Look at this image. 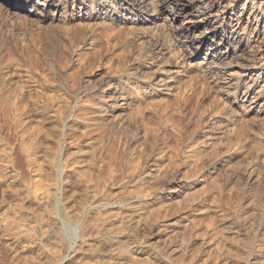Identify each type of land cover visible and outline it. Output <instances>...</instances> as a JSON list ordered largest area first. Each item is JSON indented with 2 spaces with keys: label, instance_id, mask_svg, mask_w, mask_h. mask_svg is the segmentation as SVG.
Segmentation results:
<instances>
[{
  "label": "rangeland",
  "instance_id": "rangeland-1",
  "mask_svg": "<svg viewBox=\"0 0 264 264\" xmlns=\"http://www.w3.org/2000/svg\"><path fill=\"white\" fill-rule=\"evenodd\" d=\"M9 1L19 6L9 7ZM80 7L77 3L51 9L62 14V21L49 23L33 16L40 9L39 0H0V159L9 154L11 161L8 167L0 160V264H111L112 253L121 247L136 248V244L150 245L151 250L115 264H169L162 257L173 244L181 253L175 264H264V143L255 144L264 133V117L240 115L233 100H218L212 84L213 89H199L200 99L194 98L173 113L176 132L162 136L167 129L160 124L161 129L157 126L145 137L131 138L129 126L123 122L135 110L130 105L106 127L90 128L85 135L75 125L78 105L94 99V93L106 86L108 72L143 79L151 63L163 62L165 57L153 62L152 40L129 31L128 25L89 20L85 17L92 13L91 8ZM218 31L221 39L223 30ZM239 41L233 37L224 43L228 61L241 62L252 48L264 56V42L245 46ZM187 72L196 77L198 65ZM174 103L172 100V106ZM211 111L214 113L208 117ZM64 113L63 121L55 116ZM226 117L233 120L228 134L223 133ZM153 122V117L146 120L147 124ZM28 137L38 140V152L45 156L40 160L44 186L51 177L55 180L51 201L36 202L30 192L34 170L21 150ZM85 140L101 144L98 155L87 160L84 171L88 173L67 176L53 172L46 157L60 153L58 159L63 163L74 155H61L62 147ZM221 140L228 149L227 162L210 152L196 176L189 175L191 182H201L192 190L191 199L208 209L195 212L184 207L187 197L178 180L157 192L152 188L153 178L165 164L184 161L197 150L205 154L212 142ZM84 175L95 184L84 183ZM147 178L152 182L147 183L151 181ZM12 180L16 182L12 184ZM19 182L28 184L29 189L22 191ZM140 186L151 197H160L150 199L143 212L120 200V196L138 192ZM95 196L98 202L102 200L101 207L90 210L88 203ZM78 211L82 214L77 215ZM66 213L78 219L64 224ZM181 215L186 216L185 221L166 226ZM141 217L155 219L158 224L148 225ZM59 226L64 232L62 239L56 234ZM104 227L110 232L130 233L133 241L113 248L95 244L85 250L81 235L88 233V237ZM57 257L61 259L57 261Z\"/></svg>",
  "mask_w": 264,
  "mask_h": 264
},
{
  "label": "bare ground",
  "instance_id": "bare-ground-1",
  "mask_svg": "<svg viewBox=\"0 0 264 264\" xmlns=\"http://www.w3.org/2000/svg\"><path fill=\"white\" fill-rule=\"evenodd\" d=\"M85 1L86 0H39L40 9H38L36 12L37 14L33 16L41 22L50 23L62 21V14L60 15L56 10L52 12L51 9L58 8L61 5L67 6L79 3L81 10L85 8L88 9V7L92 10V13L90 15L88 14L89 16L85 18L89 20L98 19L105 23L112 22L113 25L115 24L116 26L123 24V27H125L124 25H128L129 31L131 29L135 34L138 33V35H143L142 38L145 37V39L148 38L152 40L149 41L152 42L151 46L153 47L150 54L156 55L153 58V62L159 60V56L165 57V61L163 62L151 63V66L148 67L149 72L143 69V72L147 71L143 79L138 77H126L127 75L125 76L127 79H125V77L122 78L114 71L108 72L107 76L104 78V84L106 86L103 87L100 92L94 93V99H85V102L80 103L77 113H74L76 119L75 125H77V128L81 129L85 135L89 133L90 128L99 130L106 127L117 117L121 110L130 105H132L135 110L131 114H128L123 122L127 123V126H129L127 130H129L130 136H133L131 138L145 137L150 130H156L154 128L157 126L159 127L160 124H164L165 129H167H164V135L162 134V136H165L166 132H176L178 131L177 128L172 126V119L174 118L172 117L173 113L179 111L178 109L181 105L187 106L192 103L194 98L200 99L202 96L199 95V91H205L209 88L213 89L211 87L212 84L214 85L213 87L216 91L215 96L218 97V100L220 101L224 98L233 100L240 115L255 114L264 117V56L261 52L257 53V51L251 47L252 50L250 49V52L245 54L248 56L243 58L241 62L232 63L228 61L229 54L227 48H223L224 43L231 40L233 37L239 38L240 41L238 43L245 46L264 42V0H91V3L87 5L84 4ZM83 4L85 6H83ZM8 5L14 8L19 6L17 2L13 1H9ZM219 29L223 30L221 39V34H219L218 31ZM143 57L144 56H142V58ZM198 60H201V62H198ZM197 65L199 74L193 77L187 71L194 69ZM174 68L178 70L172 72ZM172 100H175L173 106ZM110 108L113 109L109 111ZM213 111L208 113L207 116L211 117L214 113ZM67 114L69 113H66V115ZM55 116L62 121L65 120V113L61 116L57 114ZM151 117L155 118L154 124H147L146 120ZM232 121V118H225L223 133L228 134L231 132ZM24 133H27V130H25ZM255 140V144L260 142L264 143V133L262 135L260 134ZM37 141L36 138H26L24 143L22 142L23 145L21 146V150L28 160L29 167L34 170L33 177H31L32 186L29 185L31 189L30 192L36 202H44L50 200L53 192H55V180L50 176L51 178L49 177L50 179L48 180L50 183L48 184L45 182V186L43 184L44 178L46 177H44L43 167L40 165L42 162L40 160L45 158V156H42L38 152V148L36 147ZM223 142L222 140L212 142L210 146L207 147L205 151L207 153L205 154L197 150L196 153L195 151L194 153L192 152L193 156L185 157L186 159L184 158V161L165 164L162 170L158 172L157 177L153 178L152 188L157 192L162 186L178 180L182 183V191L186 193L187 197L184 207H189L195 212L208 209V205L202 204L195 200V198L193 199V197L191 199L192 190L200 185L201 182H191L190 177L194 174L196 176L197 168L200 167V164L206 162L205 155H208L210 152L211 154L212 152H216L218 156L224 157V162H227L225 159L228 157L225 158V156L226 153H228V149L226 150L227 147ZM100 145L101 144L98 142L88 140L76 146L64 145L61 149V155L67 156L68 158V156L71 157L73 154L74 158L72 157L68 160L64 158V161L65 159L66 161L60 163L58 159L60 153H53L46 157L47 162H49V166L53 172L56 170L60 175L66 174L68 176L67 173H72L78 174L79 176L87 172L84 171L87 166V160L90 161V156L96 157L98 155L97 153L99 152H97V150L100 151ZM90 150H92V152ZM8 155L5 154L0 160L9 167L11 161ZM208 162H210V160H208ZM11 172L14 171L11 170ZM133 172L135 171H132V173ZM13 175L11 179H14ZM84 179L83 181L86 184H95V181L88 176H85ZM13 182L16 181L12 180V184ZM146 182H152V179L151 181L146 180ZM27 185L20 183L18 186H20L22 191H26V188L29 189ZM143 190L142 186H140L139 190H137L138 192L125 197L120 196V200H126L133 207H137L141 211H144L148 208V201L150 199L153 198L158 200L160 197L158 194L154 193L151 197L149 192L146 194ZM97 196L94 197L93 202L91 201V203H88L91 204L88 205V209L95 210L101 207L100 202L102 200L98 202ZM111 203L113 202L111 201ZM79 214H82V212L77 213V215ZM62 217L64 224H69L76 216L74 217L73 214L66 213L65 215L63 214ZM143 217H141L142 221L148 225L156 226L158 224L155 219L148 218L150 219L148 220ZM185 218L186 216L184 215L178 216L176 222L167 223L166 226L172 227L185 221ZM74 223L78 224L79 222L74 221ZM74 223L70 225H74ZM59 229V232H56V234L58 233L60 235L58 237L62 239L64 237V232L61 227ZM87 234H82L80 237L81 246L84 247L85 250L92 249V246L95 244H105L113 248L115 245H121L125 241L129 242L132 240V235L130 233L110 232L106 227L102 228V230L93 231L88 237H86ZM60 243L62 244L63 241ZM52 245L54 244L52 243ZM56 247L54 246L55 249ZM177 249L179 250V248ZM177 249L173 244L169 252L163 255L164 257L162 258L169 264H175L177 259L180 258L178 254L181 255L180 251ZM150 250V245L140 246L136 244V248L121 247L115 253L111 254L113 262L110 263L115 264L122 260L131 261L134 253L138 252L139 254H143ZM60 259L61 257L56 258L57 261ZM143 263L144 262H142V264Z\"/></svg>",
  "mask_w": 264,
  "mask_h": 264
}]
</instances>
